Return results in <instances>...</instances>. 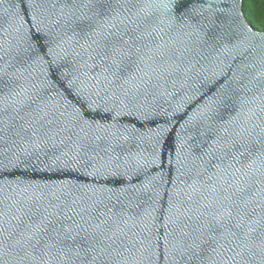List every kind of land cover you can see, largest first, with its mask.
<instances>
[{
	"label": "water",
	"instance_id": "95a60500",
	"mask_svg": "<svg viewBox=\"0 0 264 264\" xmlns=\"http://www.w3.org/2000/svg\"><path fill=\"white\" fill-rule=\"evenodd\" d=\"M82 2L0 0V67L7 71L0 73V91L10 97L0 113L4 264H40L13 245L29 222L18 210L49 201L68 206L69 214L85 210L116 220L126 237L115 246L124 240L131 251L113 253V264H193L174 245L181 231L194 229L203 232L202 264H232L230 235L212 215L230 227L224 193L242 195L251 173L238 171L245 158L234 160L235 150L217 145L209 129L264 122V97L253 100L259 82L241 91L254 75L251 66L264 62V32L247 21L243 0H154L144 12L109 0L103 11L113 22L123 21L121 29L139 25L144 43L159 49L157 74L120 88L80 38L87 21L78 18L96 10L80 9ZM129 11L135 24L128 23ZM252 179L264 188L260 172ZM45 261L62 264L54 256Z\"/></svg>",
	"mask_w": 264,
	"mask_h": 264
},
{
	"label": "snow or ice",
	"instance_id": "6c2138e0",
	"mask_svg": "<svg viewBox=\"0 0 264 264\" xmlns=\"http://www.w3.org/2000/svg\"><path fill=\"white\" fill-rule=\"evenodd\" d=\"M108 3L109 0H87L86 3H80V9L90 6L96 9L92 15L82 12L81 17L78 18L87 21L86 26L81 29L83 36L80 38L97 56H100L110 70V74L116 77L113 83L117 87L135 86L137 80L144 81L145 77L150 80L152 75L157 74L159 65L153 67V64L159 49L154 50L144 43L145 36L136 32L139 25H136V28L121 29L118 24L123 21L113 22L115 17L103 11V6ZM126 3L144 12L153 6L154 0H126ZM70 7L75 10L77 6L72 4ZM71 15H75V11ZM130 16L129 11L128 23L135 24ZM93 45L95 48H92ZM251 67L254 75L247 83L241 84V91L245 94L251 92L252 89L248 85L258 81L260 90L253 93L254 100L257 96L264 97V62H261L259 67L255 65ZM0 73L6 75L7 71L0 67ZM9 99L7 94L0 91V113L7 112L10 106ZM245 102L246 100L242 99L241 105ZM28 127L36 129V124H29ZM21 128L23 129L24 125H21ZM209 130L215 137L214 142L217 145L235 150L232 153L234 160L239 162L240 157L245 158V162L241 164L238 171H241L242 175L251 173L249 187L239 189L242 195L232 199L236 195V189L230 193L227 191L224 193V199L231 200L230 205H222L228 209L226 219L230 227L224 225L216 214L212 215V220L217 225L225 227L230 235L231 244L228 251L232 253V264H264V215H259L257 218L258 207L264 212V203H261V200H264V188L257 190L252 186L255 183L252 178L257 172L264 176V122L233 126V122L229 121L227 124ZM4 131L5 129L0 127V133ZM37 131L31 134L36 136ZM260 183L264 184V180ZM244 193H249L251 198L243 195ZM257 195L260 197L259 200L255 199ZM18 211L27 215L29 222L24 230L15 235L13 246L19 247L24 258L38 259L40 264H46L45 257L53 256L62 264H113L116 256H123L124 252L131 251L124 246V240H120V247L115 246L119 237L121 235L126 237V233L116 220L110 222L109 219L103 218L104 213L93 216L89 212L85 215V210L77 212L73 209L72 214H69L68 206L52 201H49L46 206L35 203ZM2 215L4 213L0 210V216ZM188 219L190 220L191 217ZM64 220H71V226L65 225ZM121 223L125 222L121 219ZM205 227H213V225L211 222H206ZM114 228L117 231H114ZM4 231L0 229V264H4L5 249L9 245V237L3 235ZM81 233L84 235L77 242L76 237L81 236ZM203 243L201 229H194L192 232L181 231L174 249L177 254L185 255L187 259L193 261V264H202L206 256V249L201 246ZM29 249L32 250L31 253ZM197 249L200 251L199 255H197ZM40 252L43 255H39ZM113 253H116V256H113Z\"/></svg>",
	"mask_w": 264,
	"mask_h": 264
},
{
	"label": "trees",
	"instance_id": "16d2710c",
	"mask_svg": "<svg viewBox=\"0 0 264 264\" xmlns=\"http://www.w3.org/2000/svg\"><path fill=\"white\" fill-rule=\"evenodd\" d=\"M243 11L254 30L264 32V0H243Z\"/></svg>",
	"mask_w": 264,
	"mask_h": 264
}]
</instances>
